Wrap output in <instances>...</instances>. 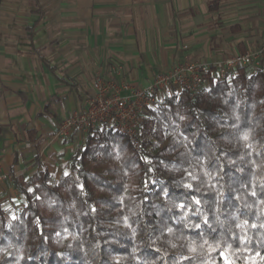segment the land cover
<instances>
[{"label": "trees", "instance_id": "16d2710c", "mask_svg": "<svg viewBox=\"0 0 264 264\" xmlns=\"http://www.w3.org/2000/svg\"><path fill=\"white\" fill-rule=\"evenodd\" d=\"M139 136L97 126L56 180L12 173L0 264H264V56L164 96Z\"/></svg>", "mask_w": 264, "mask_h": 264}, {"label": "crops", "instance_id": "0c3cea01", "mask_svg": "<svg viewBox=\"0 0 264 264\" xmlns=\"http://www.w3.org/2000/svg\"><path fill=\"white\" fill-rule=\"evenodd\" d=\"M259 47L264 0H0V160L9 175L0 199L17 192L12 173L46 168L56 180L68 170L81 144L55 131L83 107L96 73L145 85L185 58L214 62Z\"/></svg>", "mask_w": 264, "mask_h": 264}, {"label": "built area", "instance_id": "2783aa9c", "mask_svg": "<svg viewBox=\"0 0 264 264\" xmlns=\"http://www.w3.org/2000/svg\"><path fill=\"white\" fill-rule=\"evenodd\" d=\"M263 56L264 47H259L214 62L185 58L169 69L156 73L145 85L125 81L117 83L105 80L96 73L92 94L85 98L81 109L73 110L61 121L55 136L78 138L88 130L102 126L125 135L135 149H140V122L144 113L156 105L162 93L185 91L189 97H193L208 78L223 79L241 66L256 67ZM8 176L2 171L0 160V182Z\"/></svg>", "mask_w": 264, "mask_h": 264}, {"label": "rangeland", "instance_id": "374dc122", "mask_svg": "<svg viewBox=\"0 0 264 264\" xmlns=\"http://www.w3.org/2000/svg\"><path fill=\"white\" fill-rule=\"evenodd\" d=\"M252 69H254V68H252ZM252 69H249V70H252ZM205 85H207V83H205ZM175 92H179V91L172 90V91L162 93L161 97H159L158 100L162 99L164 96L172 95ZM85 135H81L78 138H74V139H70V140L74 145H79L84 141ZM7 187H8V184H7V182H5L4 183L5 191L7 190ZM0 205L4 209L6 215L8 217H12L15 214V212H17L18 210L21 209V207L23 205V199L19 195V193L18 194H17V192L12 193V192H10V190H8V191L4 192V196L0 199Z\"/></svg>", "mask_w": 264, "mask_h": 264}]
</instances>
